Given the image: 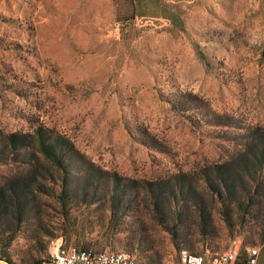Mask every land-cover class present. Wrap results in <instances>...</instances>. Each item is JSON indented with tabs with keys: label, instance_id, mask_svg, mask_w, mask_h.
Wrapping results in <instances>:
<instances>
[{
	"label": "rangeland",
	"instance_id": "374dc122",
	"mask_svg": "<svg viewBox=\"0 0 264 264\" xmlns=\"http://www.w3.org/2000/svg\"><path fill=\"white\" fill-rule=\"evenodd\" d=\"M37 128L83 157L67 215ZM262 133L264 0H0V191L35 177L34 203L0 212V252L14 263L73 243L58 230L73 225L90 248L138 264H179V248L213 256L233 241L255 249L264 165L258 182L226 167L247 158L258 169L238 154ZM150 185L175 193L155 197Z\"/></svg>",
	"mask_w": 264,
	"mask_h": 264
},
{
	"label": "trees",
	"instance_id": "16d2710c",
	"mask_svg": "<svg viewBox=\"0 0 264 264\" xmlns=\"http://www.w3.org/2000/svg\"><path fill=\"white\" fill-rule=\"evenodd\" d=\"M36 134L33 136V138L36 141L37 147L38 149L43 153V155L49 160V162L55 166L60 175L61 178V185H60V193L58 195V198L60 199V205L61 208L63 209L64 214L67 215L68 211L71 209L70 207V200L71 198V194L73 192V181H74V177L72 175L73 172V166L74 164L78 161H80L81 163H83L82 160V156L78 151L73 150V147L67 145L63 138L61 136L58 135H47L45 134V130H41V128H37L35 130ZM27 135V134H26ZM25 136V135H24ZM256 137H258L256 140H258L256 143H254L253 146H249L246 150H244V152L239 153L238 155L240 156H244V157H250V156H255L257 159L255 164L258 165V169L253 168L252 170L250 169L251 165L254 164V162H252L251 160H247V158L242 159L241 161H233L231 162V164L226 168L229 169V171L232 172V180L235 178V176H237L239 174V169H237V166L239 167H244V172L246 173L245 175L247 177L250 178V180L252 182H258V177H255V175L257 174V171H260L261 168L264 165V133L256 135ZM26 142V141H25ZM27 154V153H26ZM25 154V155H26ZM33 153H30L31 156ZM238 164V165H237ZM239 179H242L241 175H238ZM33 178V177H32ZM32 178H28L27 179H21V178H15V180H13V183L11 182L9 184V188L8 191H0V212H1V208L8 205V206H15L17 208V210H23L24 208H26L27 206H29L30 204L34 203V196H33V191L30 188V186L27 184V181H30ZM229 178L227 179H223L222 182L220 183H226V181H228ZM33 180H35V177L33 178ZM230 180V179H229ZM114 183H115V187H119L120 182L117 180V178H114ZM179 188H178V193L181 195H193V189L192 187L188 184L185 185L184 183H179ZM224 184L223 187H225ZM87 187V185L84 187V189ZM164 187V188H163ZM169 187V191L170 193H175V191L173 190V188ZM168 187L165 186H154L151 187V185L149 186V191L152 192L154 194L155 197H158L161 195V193H163V190H168ZM173 187V186H172ZM163 188V190H162ZM166 188V189H165ZM155 189H157L158 191H156ZM229 189V188H228ZM156 191V192H154ZM123 193V192H122ZM192 193V194H191ZM253 197V193L250 195L249 200H251ZM264 199V197H262ZM261 201V200H260ZM32 202V203H31ZM264 202V200H263ZM156 206L158 208H161L160 206H162V204H158V202H155ZM239 205V203H238ZM120 209L123 207L122 203L119 204V202L116 204V206L114 208ZM4 211V210H3ZM206 211L202 210L201 214H200V222L201 224L206 226V221L209 219L208 215L205 216ZM73 226H60L58 228V230H61L62 233H64V235L67 236L68 239L71 240L73 235H77L76 240H73V243H64L66 245H72L75 246L79 249H91L94 250L96 252L99 251H104V250H110V249H102V250H97V249H93L90 248V244L86 241H84L83 239H80V233L79 231H76L73 229ZM202 228V226H201ZM260 242L263 243L264 242V226L263 229L261 231L260 234ZM260 243V244H261ZM187 245L190 248H193L195 245L194 241H189L187 243ZM250 247H255V246H250ZM111 251H123V250H111ZM183 251L186 252H190L188 249L186 248H179L177 254H181ZM127 252V251H125ZM120 253V252H118ZM131 253V252H129ZM192 253V252H190ZM114 254H117L114 253ZM132 254V253H131ZM217 254V253H216ZM215 254V255H216ZM134 255V254H133ZM135 256V255H134ZM0 257L5 258L6 261H8L10 264H16L14 263L10 258L6 257L5 255H3L0 252ZM204 258H212L213 256L210 257H205L203 255ZM44 263L45 261H42L41 259L35 260L33 262H31L30 264H41ZM236 264H250L249 263V255H248V251L247 248L244 247L243 249L240 248V254L238 256L237 262Z\"/></svg>",
	"mask_w": 264,
	"mask_h": 264
},
{
	"label": "built area",
	"instance_id": "2783aa9c",
	"mask_svg": "<svg viewBox=\"0 0 264 264\" xmlns=\"http://www.w3.org/2000/svg\"><path fill=\"white\" fill-rule=\"evenodd\" d=\"M106 258H97L95 251L79 249L72 245L58 243V249L52 253L43 264H128L121 258L114 257V251L105 250ZM249 263L255 262L257 249H248ZM240 254V247L236 241L231 242L226 256L213 255L212 259H203V255L197 254L186 259H178L179 264H236Z\"/></svg>",
	"mask_w": 264,
	"mask_h": 264
},
{
	"label": "bare ground",
	"instance_id": "6f19581e",
	"mask_svg": "<svg viewBox=\"0 0 264 264\" xmlns=\"http://www.w3.org/2000/svg\"><path fill=\"white\" fill-rule=\"evenodd\" d=\"M227 253H228V250L227 251H223L221 253H217L216 255L217 256H226ZM196 255L197 254L190 253V252H183L180 255V259H186L187 257H193V256H196ZM95 256L97 258H106V251H103V252H96L95 251ZM114 257L115 258H121L122 260H124L128 264H138V262L136 261L134 256H132V255H130L128 253H125V252H120V253L114 254ZM212 258H204L203 257V259H212Z\"/></svg>",
	"mask_w": 264,
	"mask_h": 264
},
{
	"label": "crops",
	"instance_id": "0c3cea01",
	"mask_svg": "<svg viewBox=\"0 0 264 264\" xmlns=\"http://www.w3.org/2000/svg\"><path fill=\"white\" fill-rule=\"evenodd\" d=\"M169 1H171V0H169ZM256 248L255 249H257V254H256V256H255V262L254 263H252V264H264V242L263 243H261V244H259V245H257V246H255ZM246 248H248V247H246ZM57 249H58V246H57ZM56 249V250H57ZM56 250L54 251V253L56 252ZM53 251V250H52ZM51 251V252H52ZM103 252V251H102ZM183 252H186V251H183ZM182 252V253H183ZM118 253V252H117ZM126 253V252H125ZM181 255V254H180ZM205 257H210V256H212V255H204ZM0 264H10L8 261H6L5 260V258H3V257H0ZM41 264H43V262L41 263Z\"/></svg>",
	"mask_w": 264,
	"mask_h": 264
}]
</instances>
